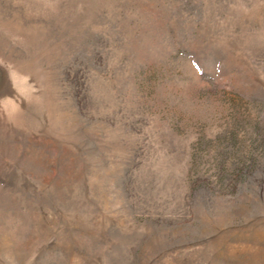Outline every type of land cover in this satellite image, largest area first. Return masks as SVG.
I'll return each instance as SVG.
<instances>
[{
    "label": "rangeland",
    "instance_id": "1",
    "mask_svg": "<svg viewBox=\"0 0 264 264\" xmlns=\"http://www.w3.org/2000/svg\"><path fill=\"white\" fill-rule=\"evenodd\" d=\"M0 264H264V0H0Z\"/></svg>",
    "mask_w": 264,
    "mask_h": 264
}]
</instances>
